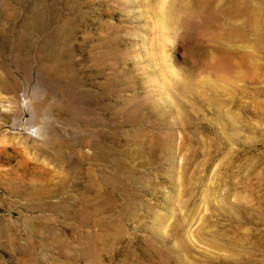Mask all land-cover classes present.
I'll use <instances>...</instances> for the list:
<instances>
[{"label": "rangeland", "instance_id": "1", "mask_svg": "<svg viewBox=\"0 0 264 264\" xmlns=\"http://www.w3.org/2000/svg\"><path fill=\"white\" fill-rule=\"evenodd\" d=\"M251 10L0 0V264H264L262 26L213 44Z\"/></svg>", "mask_w": 264, "mask_h": 264}, {"label": "bare ground", "instance_id": "2", "mask_svg": "<svg viewBox=\"0 0 264 264\" xmlns=\"http://www.w3.org/2000/svg\"><path fill=\"white\" fill-rule=\"evenodd\" d=\"M175 5V4H174ZM235 6V5H234ZM238 5H236V7H237ZM180 9V8H179ZM186 9H187V7H186ZM238 9H239V7H238ZM238 9H236V11H235V13L236 14H239V15H241V8L238 10ZM246 9H247V7H246ZM251 9L253 10V7H251ZM248 10V9H247ZM246 10V11H247ZM251 10V11H252ZM187 11V12H186ZM233 11H234V9H233ZM185 12L186 13H188V10H185ZM256 11L254 10V12L252 11V12H250L249 11V13H246V14H244V16L245 17H241L240 16V20H238V22H237V25H236V21H234V19L232 18V19H230V21H228L226 24H224L223 26H222V28H221V30H220V33H219V35H217L214 39H213V44H214V46L216 47V49H219V50H224V49H227V48H233L234 50H236L237 52V55H238V51H240L241 52V48H238L236 45H235V43L236 42H240L241 40H243L245 37H247V36H249L250 34H251V36H249L250 38L252 37V35L255 33V30H257V28L258 27H256L257 25H258V23L259 24H261V26L262 27H260L261 28V34H260V41H261V43H262V40H263V43H262V46H263V44H264V12L263 11H257V14L255 13ZM191 12L189 11V15H191L190 14ZM188 15V14H187ZM237 16V15H236ZM186 17V16H185ZM238 17V16H237ZM236 17V18H237ZM180 18L179 17H177V16H175L174 17V21H176V20H179ZM259 20H261V21H259ZM239 21H242L240 24H238L239 23ZM235 23V24H234ZM263 23V24H262ZM260 26V25H259ZM258 32V31H257ZM256 34V33H255ZM254 34V35H255ZM258 35V34H257ZM248 37V38H249ZM254 37V36H253ZM258 37V36H257ZM247 38V39H248ZM257 39V38H256ZM262 39V40H261ZM246 42H247V40H246ZM249 42V41H248ZM255 42H259V41H255ZM241 43V42H240ZM239 44V43H238ZM237 44V45H238ZM244 45H245V43H243ZM245 47H246V45H245ZM252 47V46H251ZM264 47V46H263ZM258 48V47H257ZM260 48H261V44H260ZM263 50V49H262ZM242 52H243V50H242ZM244 52H245V50H244ZM243 52V53H244ZM262 53V52H261ZM240 54V53H239ZM245 54V53H244ZM243 54V55H244ZM242 55V54H241ZM243 55L242 56H240V58H244L243 57ZM254 55V54H253ZM262 55H264V53H262ZM261 54H259V57L261 56L262 57V59L264 58V56H262ZM246 57L244 58V63H245V60L246 61H248L249 60V56L247 55V53H246V55H245ZM251 57H253L252 55H251ZM258 57V56H257ZM260 57V58H261ZM254 58H255V56H254ZM243 60V59H242ZM252 60H253V58H252ZM252 60H249V63H248V67H246L247 69H248V73H249V75L247 76L246 74H244L243 72L242 73H240L239 75H238V78L239 79H242V81L244 80H247V82L249 83L250 81H260V79L261 80H264V72H261L259 69H260V67L259 66H255L254 67V65L252 64L254 61H256V60H253V62L251 63L250 61H252ZM264 60V59H263ZM241 61V60H240ZM243 62V61H242ZM241 62V63H242ZM243 63V64H244ZM255 63V62H254ZM257 63V62H256ZM247 63H245V65H246ZM258 64V63H257ZM256 64V65H257ZM259 65V64H258ZM263 65V64H262ZM247 71V70H246ZM209 83V82H208ZM245 83V82H244ZM247 84V83H246ZM259 84V83H258ZM264 92V91H263ZM264 95V94H263Z\"/></svg>", "mask_w": 264, "mask_h": 264}]
</instances>
